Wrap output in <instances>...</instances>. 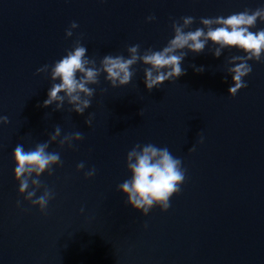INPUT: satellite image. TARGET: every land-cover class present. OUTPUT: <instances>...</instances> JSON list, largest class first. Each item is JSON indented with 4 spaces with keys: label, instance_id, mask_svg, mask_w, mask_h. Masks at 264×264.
Returning <instances> with one entry per match:
<instances>
[{
    "label": "water",
    "instance_id": "1",
    "mask_svg": "<svg viewBox=\"0 0 264 264\" xmlns=\"http://www.w3.org/2000/svg\"><path fill=\"white\" fill-rule=\"evenodd\" d=\"M261 5L264 0H0V115L8 119L0 123V264H264V61H248L246 86L234 96L227 93L224 60L235 50L220 57L207 46L189 52L185 73L151 91L138 62L124 86L111 87L101 74L83 114L67 104L41 106L50 82L46 72H36L76 39L98 62L104 54L126 56L132 44L161 48L173 19L192 16L194 29L200 17ZM148 15L155 19L146 22ZM72 21L77 28L66 38ZM57 125L61 136L79 131L82 138L72 148L49 144L61 163L39 178L54 193L41 213L18 195L11 153L18 143L28 149L46 141ZM145 143L180 158L185 178L167 210L153 207L142 216L116 186L129 175L127 151ZM90 167L95 173L85 179Z\"/></svg>",
    "mask_w": 264,
    "mask_h": 264
},
{
    "label": "clouds",
    "instance_id": "2",
    "mask_svg": "<svg viewBox=\"0 0 264 264\" xmlns=\"http://www.w3.org/2000/svg\"><path fill=\"white\" fill-rule=\"evenodd\" d=\"M154 19L153 15L145 17L146 22ZM193 21L192 16L173 19L172 36L159 49L148 47L141 50L139 44H132L126 46V56L104 54L98 62L86 55V48L79 39L74 40L71 47L65 49L64 54L51 66L45 64L36 69L37 73L46 72L50 82L41 106L54 105V110H60L67 104L69 111L83 114L94 95L92 86L98 84L101 74L111 87L124 86L132 79L135 72L132 66L138 62L144 65V87L151 91L165 81H173L183 75L186 71L181 66L184 57L189 52L199 54L206 46L213 57H220L223 50L239 53L226 56L224 60V70L231 77L227 93L234 96L246 86L243 78L251 72L248 61H264V27L256 28L257 21L264 23V5L225 16L200 17V26L194 29L190 27ZM75 28L76 22H70L65 29V37L72 36ZM189 66L194 72L204 71L203 65ZM91 117L92 113H89L84 121L86 125L91 124ZM0 123L7 124V117L0 115ZM81 138L79 131L61 136V129L57 125L46 141L28 149L19 143L13 148L12 173L18 184L17 193L41 213L46 211L54 193L42 185L39 178L44 173L52 175L53 166L59 167L61 163L59 152L49 151V144L58 141V147L67 145L72 148L73 141H80ZM202 141L203 137L200 136L198 142ZM192 150L194 146L189 148V151ZM124 164L129 175L116 186V190L125 198L124 203L142 216L147 215L153 207H159L162 212L167 210L170 198L180 191L185 178L180 158L173 156L167 147L152 143L135 144L127 151ZM82 169L83 161L76 164L78 172ZM94 173L95 169L90 167L83 175L87 179ZM20 205L21 201L17 200L16 206Z\"/></svg>",
    "mask_w": 264,
    "mask_h": 264
}]
</instances>
